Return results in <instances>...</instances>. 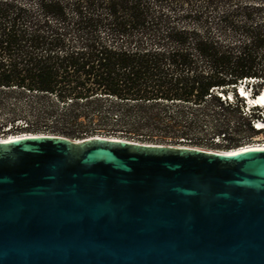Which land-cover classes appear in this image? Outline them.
Returning a JSON list of instances; mask_svg holds the SVG:
<instances>
[{
	"label": "trees",
	"instance_id": "16d2710c",
	"mask_svg": "<svg viewBox=\"0 0 264 264\" xmlns=\"http://www.w3.org/2000/svg\"><path fill=\"white\" fill-rule=\"evenodd\" d=\"M243 82L264 88V0H0L2 129L233 149L263 133Z\"/></svg>",
	"mask_w": 264,
	"mask_h": 264
},
{
	"label": "water",
	"instance_id": "95a60500",
	"mask_svg": "<svg viewBox=\"0 0 264 264\" xmlns=\"http://www.w3.org/2000/svg\"><path fill=\"white\" fill-rule=\"evenodd\" d=\"M0 264H264V149L0 142Z\"/></svg>",
	"mask_w": 264,
	"mask_h": 264
},
{
	"label": "bare ground",
	"instance_id": "6f19581e",
	"mask_svg": "<svg viewBox=\"0 0 264 264\" xmlns=\"http://www.w3.org/2000/svg\"><path fill=\"white\" fill-rule=\"evenodd\" d=\"M242 85V84H241ZM241 89H242V86H239ZM263 93V90L261 91V93L254 97V98H249L250 102H253L257 105H262L264 106V93ZM262 94V96H261ZM232 95V94H231ZM261 96V97H259ZM257 97H259L257 99ZM41 134H37V133H28V132H24L22 134H15V135H11L9 137L6 138V140H2L0 142H12V141H15V140H19L21 138H28V137H34V136H39ZM80 140V139H79ZM251 149H264V144H245V145H242L240 147H237V148H234V149H227L226 151H222V152H229L230 154H235L237 152H241V151H244V150H251Z\"/></svg>",
	"mask_w": 264,
	"mask_h": 264
},
{
	"label": "rangeland",
	"instance_id": "374dc122",
	"mask_svg": "<svg viewBox=\"0 0 264 264\" xmlns=\"http://www.w3.org/2000/svg\"><path fill=\"white\" fill-rule=\"evenodd\" d=\"M264 90V89H263ZM4 117L2 113H0V121H1V118ZM49 126H51V123H48ZM50 130H44V129H40V130H36V131H31V132H28V131H25V132H28V133H41V132H47L49 134H53V135H56L55 134V131L52 129V128H49ZM4 131V129H2L0 127V133H2ZM22 132V130H20V128L18 130H11L10 132L8 133H11V134H16V133H20ZM24 132V131H23ZM222 139V138H221ZM220 140L215 138L213 140V143L214 145L213 146H208L207 149H210V150H217V151H226L227 150V147H225V145L227 144L226 141L224 140H220V142L218 141ZM212 141V140H210ZM219 142V143H218ZM264 144V133H259V134H255L253 135L252 137H249L248 140H247V143L246 144ZM240 147V146H239ZM234 149V148H233Z\"/></svg>",
	"mask_w": 264,
	"mask_h": 264
},
{
	"label": "built area",
	"instance_id": "2783aa9c",
	"mask_svg": "<svg viewBox=\"0 0 264 264\" xmlns=\"http://www.w3.org/2000/svg\"><path fill=\"white\" fill-rule=\"evenodd\" d=\"M240 86H242V87H244L246 90H251V89H248L247 87H246V82H244L242 85L240 84ZM250 94H252V93H250ZM221 97H222V100H224V101H226V99L228 98V97H230V96H225L224 94H219ZM255 104V103H254ZM17 125H19V126H22V127H27L28 126V124L25 122V121H23V120H20V121H17L16 122V126ZM11 125L10 126H8V127H6V128H4V131L2 132V133H0V141H2V140H6V138L7 137H9V136H11V135H15V134H11V133H8V132H10L11 131ZM25 132V131H24ZM23 131L22 132H20V133H16V135L17 134H22V133H24ZM29 132V131H28ZM39 134H41V135H53V134H49V133H47V132H41V133H39ZM219 139V138H218ZM220 140H223V139H221L220 138ZM220 140H218L219 142H220ZM218 142V143H219ZM207 149V148H206Z\"/></svg>",
	"mask_w": 264,
	"mask_h": 264
}]
</instances>
